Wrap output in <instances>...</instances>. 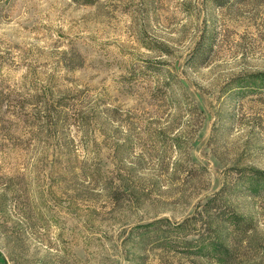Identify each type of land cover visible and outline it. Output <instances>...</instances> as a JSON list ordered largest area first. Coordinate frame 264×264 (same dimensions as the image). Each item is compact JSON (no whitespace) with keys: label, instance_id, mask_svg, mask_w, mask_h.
<instances>
[{"label":"rangeland","instance_id":"374dc122","mask_svg":"<svg viewBox=\"0 0 264 264\" xmlns=\"http://www.w3.org/2000/svg\"><path fill=\"white\" fill-rule=\"evenodd\" d=\"M252 170L264 0H0V264H217L173 228L223 184L264 264Z\"/></svg>","mask_w":264,"mask_h":264},{"label":"trees","instance_id":"16d2710c","mask_svg":"<svg viewBox=\"0 0 264 264\" xmlns=\"http://www.w3.org/2000/svg\"><path fill=\"white\" fill-rule=\"evenodd\" d=\"M215 2H219V5L222 6L226 3V0H215ZM207 49L208 44L206 42H199L191 60L198 61L202 59ZM244 176L243 180L248 181V183L243 181L247 193L259 196L262 194L260 191L264 192V173L252 170ZM235 188H237V185L223 184L220 189L210 196L200 210H196L192 216L181 223L175 224V228H173L175 232L185 231L186 233L195 234L199 243L196 250L204 256L213 257L217 264H231L232 262L233 249L227 244L226 239L224 240V234L231 232L243 235L253 228L252 221L239 214L230 204L229 200L235 193ZM188 224L193 226L192 229L190 228L191 230H188ZM156 225V223L150 224L146 228L149 231L148 233L157 231L163 238H166L164 235L166 231L162 230L160 232L159 227ZM194 228L196 231H193ZM204 231L209 233L206 239H202Z\"/></svg>","mask_w":264,"mask_h":264}]
</instances>
